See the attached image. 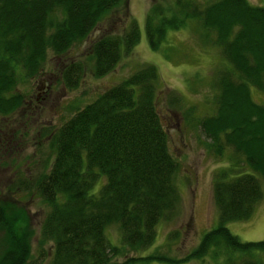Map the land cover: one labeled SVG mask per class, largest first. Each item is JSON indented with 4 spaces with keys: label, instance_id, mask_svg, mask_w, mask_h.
I'll use <instances>...</instances> for the list:
<instances>
[{
    "label": "trees",
    "instance_id": "trees-1",
    "mask_svg": "<svg viewBox=\"0 0 264 264\" xmlns=\"http://www.w3.org/2000/svg\"><path fill=\"white\" fill-rule=\"evenodd\" d=\"M124 2L0 0V117L20 109L23 98L16 84L39 76L47 54L60 57L86 41L84 56L58 70L59 84L70 91L84 70L102 78L122 59L131 63L128 73L41 133L49 141L50 162L45 158L39 170L7 186L33 193L44 206L37 255L30 253L32 232L18 230L19 215L6 209L10 202L0 203V264H174L210 255L221 257V264H264L263 240L240 241L225 226L245 221L264 195V5L150 0L143 13V35L152 52L161 50L164 56V32L193 23L203 43L217 48L218 62H224L211 83L216 90L212 111L197 125L203 151L222 161L209 178L217 225L183 257L171 258L158 250L126 255L152 246L156 225L176 216L180 197L174 182L177 163L167 153L155 109L158 73L133 55L139 30L122 11ZM92 30L98 33L89 39ZM251 89L263 96L260 103L250 97ZM110 225L118 229L114 244L105 234ZM176 235L177 230L168 231L161 250Z\"/></svg>",
    "mask_w": 264,
    "mask_h": 264
},
{
    "label": "rangeland",
    "instance_id": "rangeland-1",
    "mask_svg": "<svg viewBox=\"0 0 264 264\" xmlns=\"http://www.w3.org/2000/svg\"><path fill=\"white\" fill-rule=\"evenodd\" d=\"M157 1L159 4H167L169 0ZM195 1L200 4L213 0ZM246 1L253 6L264 5V0ZM149 2L150 0H125L122 11L125 13L126 10L125 14L128 13L139 30L133 55L138 61L151 63L158 73L160 82L155 95V109L166 134L167 153L177 163L174 182L180 197V209L172 220L158 222L152 246L142 252L127 251L126 255L138 254L142 257L158 250L174 258L181 257L187 250L194 248L202 234L217 225V213L210 202L209 178L211 170L221 165L222 161L208 157L203 151L204 138L197 125L200 117L212 111V97L216 90L211 83L215 80L214 72L224 62H221V58L220 63L218 62L217 48L207 41L203 43V37H199V27L190 21L186 23L191 24H186L183 28L177 27L164 32L161 44L166 52L164 56H161V50H149L142 30L143 13ZM98 28L97 26L95 29ZM97 33V30H92L88 38ZM86 45V41L80 42L79 46L70 47L60 57L47 54L39 76L16 84L15 88L23 98L20 109L9 116L0 117V203L10 202L6 209H12V213L17 212L19 215L18 230L28 229L32 232L29 237L32 257L37 255V231L39 220L45 212L44 206L33 193L20 190V186L16 189L11 187V191H8L7 186L16 183L17 177L24 180L29 173H34L45 162H50L49 141L47 136L41 135L44 130L47 132L49 128L52 130L54 126L63 123L75 107H83V103L93 99L96 93L128 73V65H131L122 59L111 73L102 78H93L84 70L78 86L71 91L66 90L59 84L58 70L61 64L70 59H81ZM256 92L251 89L250 97L260 103L263 96ZM173 97L178 101H174ZM45 158L47 161H43ZM260 187L262 188V184ZM225 226L240 241H264V195L245 221H227ZM173 229L178 231L177 237L170 238L168 245L161 250L166 233ZM105 234L111 243L118 242V229L114 225L106 228ZM41 248L49 255L48 244L41 245ZM113 259L121 261L122 256L115 255ZM220 259L222 258L210 255L203 260L174 264H221ZM144 264L171 263L149 261Z\"/></svg>",
    "mask_w": 264,
    "mask_h": 264
}]
</instances>
